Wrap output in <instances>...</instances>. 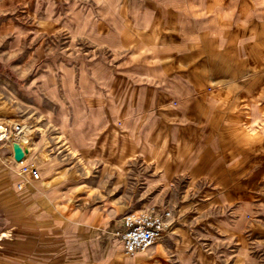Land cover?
Returning <instances> with one entry per match:
<instances>
[{
    "label": "crops",
    "instance_id": "crops-1",
    "mask_svg": "<svg viewBox=\"0 0 264 264\" xmlns=\"http://www.w3.org/2000/svg\"><path fill=\"white\" fill-rule=\"evenodd\" d=\"M79 13L94 15L98 43L118 56L112 87L126 92L131 71L149 78L140 85L150 93L153 111L140 119L154 123V133L146 136L160 144H151L149 152L132 148L130 157L150 156L152 172L167 181L182 173L204 194L197 215L185 212L186 228L175 232L179 244L166 237L131 261L115 262L121 252L113 260H95L81 246L99 235L102 223L93 214L80 218L73 207L79 196L66 192L69 185L57 193L63 185L57 168L19 191L22 179L15 178V162L7 161L13 150L0 142V264H168L175 250H215L214 237L235 252L229 264H249V235L264 240V0H0L1 122L32 115L46 122L47 113L53 122H64L55 114L61 80L52 79L62 70L44 65L65 59L62 44H77L70 30L77 28ZM149 59L151 67L144 62ZM71 82L73 102L64 101L70 121L77 101L76 78ZM85 103L93 113V100ZM123 116L119 111L116 129L107 114L102 120L108 126L99 133L102 154L119 155L118 170L124 169L131 139L121 127ZM115 136L121 144L111 148ZM94 150L86 147V155Z\"/></svg>",
    "mask_w": 264,
    "mask_h": 264
},
{
    "label": "rangeland",
    "instance_id": "rangeland-1",
    "mask_svg": "<svg viewBox=\"0 0 264 264\" xmlns=\"http://www.w3.org/2000/svg\"><path fill=\"white\" fill-rule=\"evenodd\" d=\"M77 24V28L69 29L72 31L73 40L77 38V44H62L61 46V51L67 54L64 56L65 59L47 60L44 65L48 70L54 68H61L62 70L63 74L60 77H52V79L61 80L60 89L62 92L59 94L62 96L61 108L56 109L55 114H60L64 122H53V117L49 113L46 114V122L42 120L38 122L35 115H32L27 121L10 122L21 124L23 129L26 126L27 140L32 147L27 162L36 165L40 171V180L36 182L48 178L53 174L51 169L57 168L61 183H63L57 193L62 195L65 193L63 191L67 189L65 186L69 185L66 192L71 196L77 194L79 196V199L76 200L78 202H74L73 207L80 213V218L84 221L86 217L93 214L96 223H102L99 235H96L91 243L81 246L82 251L90 250L95 260L107 261L112 259L111 256L116 252L122 253L116 233L120 229L122 217L131 212H152L164 209L170 211L174 218V226L168 234V243L179 244L180 241L175 232L183 227L186 228L187 215L185 212L189 211L197 215L198 199L204 194V189L190 186L187 179L181 176L182 173L171 181H167L162 174H155L148 163L150 156L134 155L130 157L133 155L131 154L132 148L137 150L136 147H138L139 150L142 148L149 152L151 144L157 142L160 144V141L150 140L148 139L149 136H146L152 132L151 127L154 126V123L145 125L142 123L144 119H140V116H149V112L153 111L150 93L143 90L142 85H140L150 83L149 78L131 71L127 73V77L133 82H131L132 86L125 88L126 92H119L117 86L112 87V82L117 81L118 77L115 71L117 69L114 68L117 64V54H112L113 51H111L110 55L98 43L95 37L96 28L92 13L89 15L79 13ZM102 50L106 52H102ZM71 51L72 56L69 58ZM144 62L147 63L148 67H151L153 63L150 59ZM127 63L131 68L134 59L132 58ZM121 70L123 72V69ZM75 78L77 101L75 108L71 109L72 112L74 111L71 114L74 119L70 121V108L65 105L64 101L69 102L71 99L73 102L74 90L70 80L74 82ZM51 84L53 85V83ZM134 85L138 88H134ZM54 87L56 88V86ZM56 95L58 96V93ZM87 99L93 100L95 107L93 113L86 110L85 102ZM121 105H124V109H121ZM106 106L108 107L106 108ZM121 110L124 112L122 119L125 122L120 126L124 128L126 135L131 139L126 140V155L128 157H126L124 169L118 170L116 162L119 155L111 152L108 155L102 154L99 133L102 128L108 126L102 120L107 114H110L115 121V123L111 122L109 126L118 129L119 124H116L115 119ZM135 118L138 122H134ZM0 142L6 143L7 147L13 150L8 142ZM171 142L169 141V143ZM117 144H121V142L118 143L115 136L110 140V146L111 148L116 147ZM89 146L95 147L92 155H86V147ZM98 148L99 150H97ZM41 152L44 157H41ZM11 155L7 156V161L15 162L14 169L18 175H14L15 178H19L20 168L14 158L11 159ZM44 160L47 162L44 163ZM31 180L27 178L25 183L27 184ZM61 188L64 190L61 191ZM250 223L252 222L249 220V226ZM107 231H112L111 235ZM250 237L249 235V264H264V240L256 241V236L253 239ZM215 241L217 242L216 246L213 245L215 250L210 252L199 253L196 250L185 253L180 249L178 251L171 247L175 251L169 256L168 264L231 263V253L235 252H230L226 250V247L220 246L222 244L220 239L214 237L213 242ZM162 243L164 242L160 244ZM141 254L135 256L126 254L127 256L121 255L119 257L118 253L114 260L121 262L123 256L131 261L133 257ZM203 254L205 255L204 258Z\"/></svg>",
    "mask_w": 264,
    "mask_h": 264
},
{
    "label": "built area",
    "instance_id": "built-area-1",
    "mask_svg": "<svg viewBox=\"0 0 264 264\" xmlns=\"http://www.w3.org/2000/svg\"><path fill=\"white\" fill-rule=\"evenodd\" d=\"M0 123L2 122L0 121ZM4 125L6 132L0 141L8 142L11 144V147H13L14 143L22 144L20 142V139L23 138L22 125L12 124L10 122L4 123ZM12 158H14V153L11 155ZM24 159L19 162L16 161L20 168L19 176L22 179L17 184L19 191L23 190L25 179H40V171L36 165L30 164ZM173 226L174 218L168 210L131 212L122 217L120 229L116 233V236L123 252L129 256H135L145 253L164 238L168 237Z\"/></svg>",
    "mask_w": 264,
    "mask_h": 264
},
{
    "label": "bare ground",
    "instance_id": "bare-ground-1",
    "mask_svg": "<svg viewBox=\"0 0 264 264\" xmlns=\"http://www.w3.org/2000/svg\"><path fill=\"white\" fill-rule=\"evenodd\" d=\"M26 127V126H25ZM24 127V129H23V127H22V132H23V138L22 139H20V142L22 143V144H26L27 143V145H28V153H27V155H25V161H27L28 160V158H29V156H30V154H31V152H32V147H31V145H29V141L27 140L28 139V135H27V129ZM6 132V127H5V125L4 124H1L0 123V140L1 139H3V136H4V133ZM27 140V141H26ZM162 242V241H161ZM160 242V243H161ZM122 254L121 253H119V257L121 256ZM124 259V257L122 256L121 257V260H123ZM116 261V260H115Z\"/></svg>",
    "mask_w": 264,
    "mask_h": 264
},
{
    "label": "water",
    "instance_id": "water-1",
    "mask_svg": "<svg viewBox=\"0 0 264 264\" xmlns=\"http://www.w3.org/2000/svg\"><path fill=\"white\" fill-rule=\"evenodd\" d=\"M13 152L15 161L19 162L23 160L25 155L28 153L27 146L25 144L14 143Z\"/></svg>",
    "mask_w": 264,
    "mask_h": 264
}]
</instances>
